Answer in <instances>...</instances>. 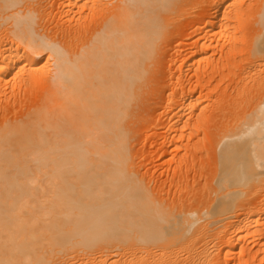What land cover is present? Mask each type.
<instances>
[{
	"label": "bare ground",
	"instance_id": "1",
	"mask_svg": "<svg viewBox=\"0 0 264 264\" xmlns=\"http://www.w3.org/2000/svg\"><path fill=\"white\" fill-rule=\"evenodd\" d=\"M0 264H264V0H0Z\"/></svg>",
	"mask_w": 264,
	"mask_h": 264
}]
</instances>
